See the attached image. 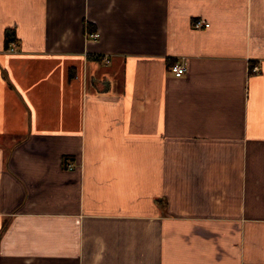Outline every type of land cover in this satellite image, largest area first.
<instances>
[{"label": "crops", "instance_id": "obj_1", "mask_svg": "<svg viewBox=\"0 0 264 264\" xmlns=\"http://www.w3.org/2000/svg\"><path fill=\"white\" fill-rule=\"evenodd\" d=\"M0 264H264V0H0Z\"/></svg>", "mask_w": 264, "mask_h": 264}, {"label": "built area", "instance_id": "obj_2", "mask_svg": "<svg viewBox=\"0 0 264 264\" xmlns=\"http://www.w3.org/2000/svg\"><path fill=\"white\" fill-rule=\"evenodd\" d=\"M208 25H209V22L204 18H196L192 22V27L195 29H201V28L207 27ZM88 36H89V38H96L98 36V32L94 31V32L88 34ZM15 47H16V41H12V42H10L8 49L12 51L15 49ZM259 69H260V67L258 64H252L249 67V71L253 72V73L258 72ZM169 70L172 73V75L181 76L184 74L186 67H185L184 63L176 61L169 66ZM67 167L68 168L71 167L70 162H67Z\"/></svg>", "mask_w": 264, "mask_h": 264}, {"label": "trees", "instance_id": "obj_3", "mask_svg": "<svg viewBox=\"0 0 264 264\" xmlns=\"http://www.w3.org/2000/svg\"><path fill=\"white\" fill-rule=\"evenodd\" d=\"M14 34H13V29L12 28H6L4 30V42L5 44H8L11 40H13Z\"/></svg>", "mask_w": 264, "mask_h": 264}]
</instances>
